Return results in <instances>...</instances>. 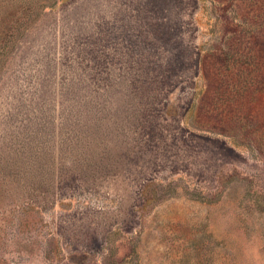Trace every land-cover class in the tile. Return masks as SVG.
<instances>
[{
  "label": "rangeland",
  "instance_id": "374dc122",
  "mask_svg": "<svg viewBox=\"0 0 264 264\" xmlns=\"http://www.w3.org/2000/svg\"><path fill=\"white\" fill-rule=\"evenodd\" d=\"M232 5L0 0V264H264V128L208 96Z\"/></svg>",
  "mask_w": 264,
  "mask_h": 264
},
{
  "label": "trees",
  "instance_id": "16d2710c",
  "mask_svg": "<svg viewBox=\"0 0 264 264\" xmlns=\"http://www.w3.org/2000/svg\"><path fill=\"white\" fill-rule=\"evenodd\" d=\"M233 3V16L239 31L229 37L236 55L231 65L208 85V96L221 100L217 112L220 132L233 136L234 128L252 123L264 128V0H213ZM223 46L227 48V45ZM229 50V48H228ZM211 53L224 58L225 53ZM227 60V59H226ZM250 122V123H248Z\"/></svg>",
  "mask_w": 264,
  "mask_h": 264
}]
</instances>
